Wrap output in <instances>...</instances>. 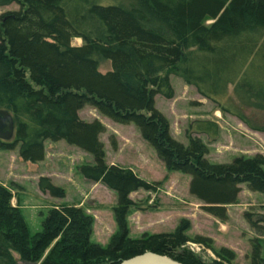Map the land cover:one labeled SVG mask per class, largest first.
<instances>
[{
    "label": "trees",
    "instance_id": "obj_1",
    "mask_svg": "<svg viewBox=\"0 0 264 264\" xmlns=\"http://www.w3.org/2000/svg\"><path fill=\"white\" fill-rule=\"evenodd\" d=\"M11 5L19 10L0 16V110L14 118L15 136L0 146L19 149L33 164L46 159L48 141L91 155L94 164L80 171L117 194L118 231L107 246L92 242L93 217L71 205L51 209L42 231L32 235L11 190L0 185V264H18L14 254L24 264H120L147 252L181 264H235L233 251L216 250L209 238L190 239L186 224L132 239L131 196L155 187L131 169L109 165L101 140L106 127L84 121L80 112L89 106L115 123L136 126L169 171L191 177L190 194L203 211L226 222L244 186L264 195V156L211 163L200 138L189 136L184 145L172 136L156 98L175 97L170 76L176 75L223 114L238 115L231 111L230 86L241 105L264 110V0H0V9ZM75 39L80 47L72 45ZM101 60L111 62L110 72H100ZM192 129L209 138L219 133L211 121ZM39 187L66 198L49 177H41ZM246 220L262 228L248 214ZM190 242L217 259L204 261L185 248ZM254 243L250 264H264L262 246Z\"/></svg>",
    "mask_w": 264,
    "mask_h": 264
},
{
    "label": "rangeland",
    "instance_id": "obj_2",
    "mask_svg": "<svg viewBox=\"0 0 264 264\" xmlns=\"http://www.w3.org/2000/svg\"><path fill=\"white\" fill-rule=\"evenodd\" d=\"M17 10L19 6L16 5L1 8L0 16ZM72 45L80 47L82 41L75 39ZM111 70L110 61H100L101 73ZM170 80L175 97L168 100L158 96L156 108L169 120L171 134L177 141L187 145L189 136L200 138L209 149L207 159L215 164H229L237 157L264 156V110L241 105L234 96V87L230 86L228 98L235 107L231 111L238 115L223 114L215 103L203 98L195 87L180 77L171 75ZM80 116L86 122L98 120L106 127L101 140L109 165L131 169L155 187L154 191L141 190L131 196L136 204L128 216L132 239H139L146 233H173L186 224L190 239L209 238L216 250L233 251L235 264L251 263L256 241L262 246L264 258V195L252 193L244 186L237 204L228 207V220L221 222L204 212L203 204L190 194L191 177L169 171L136 126L115 123L89 106L80 112ZM199 121L216 123L218 136L209 138L194 134L193 125ZM45 150L44 162L33 164L20 158L19 149L8 151L0 146V185L11 190L13 204L21 209L30 233L35 235L42 231L51 209L74 205L83 208L94 219L92 242L107 246L118 231L114 215L118 197L102 184L84 178L80 168L94 164V158L65 142L48 141ZM41 177H50L56 186L65 190L66 198L55 199L43 194L39 187ZM247 214L262 228L254 229L246 220ZM185 248L204 261L217 259L204 245L190 242ZM14 257L18 264H24L17 254Z\"/></svg>",
    "mask_w": 264,
    "mask_h": 264
},
{
    "label": "water",
    "instance_id": "obj_3",
    "mask_svg": "<svg viewBox=\"0 0 264 264\" xmlns=\"http://www.w3.org/2000/svg\"><path fill=\"white\" fill-rule=\"evenodd\" d=\"M15 136V121L10 112L0 110V142L10 143ZM120 264H181L168 257L147 252Z\"/></svg>",
    "mask_w": 264,
    "mask_h": 264
},
{
    "label": "crops",
    "instance_id": "obj_4",
    "mask_svg": "<svg viewBox=\"0 0 264 264\" xmlns=\"http://www.w3.org/2000/svg\"><path fill=\"white\" fill-rule=\"evenodd\" d=\"M50 178V177H49ZM52 180V179H51Z\"/></svg>",
    "mask_w": 264,
    "mask_h": 264
}]
</instances>
